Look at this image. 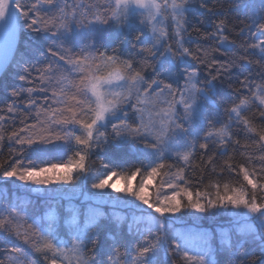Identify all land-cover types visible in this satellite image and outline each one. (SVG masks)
<instances>
[{
    "label": "snow or ice",
    "instance_id": "obj_1",
    "mask_svg": "<svg viewBox=\"0 0 264 264\" xmlns=\"http://www.w3.org/2000/svg\"><path fill=\"white\" fill-rule=\"evenodd\" d=\"M218 6L222 0H0V67H15L21 82L6 86L9 99L0 103V153L8 151L0 180L91 188L79 203L54 202L43 215L0 203V264H167L160 253L216 264V234L181 233L174 223L222 211L232 214L218 234L228 264H264V0L245 5L249 22L231 29L244 37L239 44ZM192 31L212 43L194 44ZM25 35L46 54L41 64L17 58ZM225 81L234 99L221 122L208 113L220 107L217 83ZM252 111L258 116L245 115ZM234 128L245 133L243 145ZM94 156L98 172L88 163ZM218 157H226L219 170ZM209 165L237 182L205 183ZM100 201L131 209L132 218L101 210ZM105 221L113 231L102 242ZM125 224L127 233L116 234Z\"/></svg>",
    "mask_w": 264,
    "mask_h": 264
},
{
    "label": "trees",
    "instance_id": "obj_2",
    "mask_svg": "<svg viewBox=\"0 0 264 264\" xmlns=\"http://www.w3.org/2000/svg\"><path fill=\"white\" fill-rule=\"evenodd\" d=\"M260 0H222L223 7H217V11L219 13L218 18H223L224 16L227 17V23L229 27L228 35L232 36L236 39L237 44H239L244 37L235 35V32H233L231 29L233 26H235L236 30L239 29V27L243 24H247L249 22V17L252 15V8L251 7H245V5H256L259 7ZM191 24H194L196 26L198 25V22L196 19H193ZM191 27V25H190ZM255 30V29H253ZM132 35H135V32L132 33ZM131 38V37H129ZM191 39L194 44L197 43H203L204 45H209L212 43V41H201L199 35L192 31L191 33ZM100 42L103 44L108 43H116V41H109L107 38L101 37ZM18 45H19V51L16 53L17 58L20 56H23L24 59L29 60L32 63L41 64L45 61V55H42L40 51L37 50V44L36 42L32 41L27 35L19 37L18 38ZM240 49L237 48V52H239ZM49 59H52V57H48ZM253 59H256L253 57ZM253 72L259 70L258 65L252 66ZM15 67H13L10 70H7L1 74L0 76V103H6L9 97L7 96V92L5 91V87L12 85H19L21 82L18 81L15 77ZM151 69H147L148 73H151ZM203 75V73H202ZM233 87H238V85H233ZM217 91L219 95L217 96V102L219 103L220 107L212 109L208 116L210 119L218 120V121H225L227 120V114L225 112V106L230 104L232 100L234 99L232 95V88L229 87L227 81L224 83H217ZM245 115L249 116L250 118L258 116V113L255 111L245 113ZM257 124H260V121L257 119L254 121ZM242 129V126H241ZM234 131L238 132V138L240 139L241 145L245 143V133L241 131L240 129L234 128ZM258 139V137H256ZM242 149L239 147L236 148L237 155L235 157L236 162H239L241 160V157L239 156V152ZM229 151H232V148L230 147ZM68 155H71V153H68ZM8 157V151L7 148L3 150L2 153H0V162H3ZM226 157H218L216 159L215 166L217 170H219V167L221 166L222 160ZM64 160L67 159V155L63 157ZM204 159L206 160L207 157L205 156ZM52 162H59V160H53ZM200 155L199 152L197 153L195 159L192 162L194 171H190L188 173L189 176L193 177L194 179L197 178L200 175V168H197L196 165L200 164ZM90 167L94 172H98L100 170V157L94 156L92 159L88 161ZM212 166L209 165L208 169L204 171V181L207 183L210 180H216L219 179L221 181L228 180L232 183L237 182V177L235 174H229L227 171L223 173L221 176H217L216 173L212 172L211 170ZM51 175V173H49ZM242 180V177L239 178ZM119 182L123 185V180L119 177H113L110 180V183H116ZM135 183V181H133ZM122 187V186H121ZM45 188L47 190H45ZM37 189L38 192H35L34 190ZM151 190V189H150ZM85 191H91L90 183L87 185L83 184L82 182H76L75 184H68V185H58V184H50L48 186H24L21 185L19 181H3L0 180V203L7 204V203H16L20 207H25L28 209L29 212H34L40 215H43L44 211L48 208L50 204L59 203L63 201L65 204L69 201L73 203H79L84 199V196L82 195V192ZM107 192L114 194L111 189H106ZM99 207L101 210H107L109 213H114L116 216H127L130 220L133 215V211L128 208L124 207H118L113 208L111 206V203H105L103 201L99 202ZM229 213L227 211H222L221 214H218L217 216L213 217L211 215H201V214H195V216H199V219H196L193 214H187L180 216L178 220L174 223V230L185 233V234H197L200 232H212L216 234V238L213 240L211 247H212V253L211 257L213 260H215L216 264H228L229 255L227 252L223 250L222 245L219 241V231L221 228H229L231 227L230 219H226L228 217ZM113 231V226L105 221V223L101 226V230L99 232V237L102 242L105 241V233ZM127 233V225L125 224L123 228H121L116 234L118 235H124ZM129 240H132V238L129 236ZM13 243L19 244V241H12ZM134 243V240H132ZM107 243H110V241L105 243L104 251L107 250ZM249 251H252L255 249L256 253H259V249L255 248L254 245H248L247 246ZM158 259H165L167 264H183V262L179 259V257H164L163 253H160L158 256Z\"/></svg>",
    "mask_w": 264,
    "mask_h": 264
},
{
    "label": "rangeland",
    "instance_id": "obj_3",
    "mask_svg": "<svg viewBox=\"0 0 264 264\" xmlns=\"http://www.w3.org/2000/svg\"><path fill=\"white\" fill-rule=\"evenodd\" d=\"M114 184H116L117 187H121V186H123L121 183H120V185H119V182H116V183H114ZM34 191H35V192H38L37 189H35ZM113 193H114V192H113ZM115 195H117V194L114 193L113 196H115ZM228 213H229V215H228V217H227L226 219L228 220V218H229L230 220H232V214H231L230 212H228Z\"/></svg>",
    "mask_w": 264,
    "mask_h": 264
},
{
    "label": "water",
    "instance_id": "obj_4",
    "mask_svg": "<svg viewBox=\"0 0 264 264\" xmlns=\"http://www.w3.org/2000/svg\"><path fill=\"white\" fill-rule=\"evenodd\" d=\"M0 60H2V52L0 53ZM4 70L5 69L3 67H0V76L4 72Z\"/></svg>",
    "mask_w": 264,
    "mask_h": 264
},
{
    "label": "bare ground",
    "instance_id": "obj_5",
    "mask_svg": "<svg viewBox=\"0 0 264 264\" xmlns=\"http://www.w3.org/2000/svg\"><path fill=\"white\" fill-rule=\"evenodd\" d=\"M2 52V43H0V53Z\"/></svg>",
    "mask_w": 264,
    "mask_h": 264
}]
</instances>
